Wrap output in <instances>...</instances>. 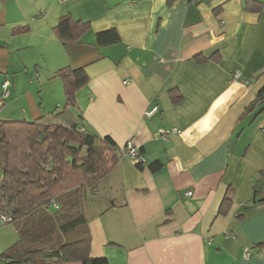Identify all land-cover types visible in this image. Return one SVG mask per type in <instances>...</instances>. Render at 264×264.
I'll list each match as a JSON object with an SVG mask.
<instances>
[{"label": "crops", "instance_id": "0c3cea01", "mask_svg": "<svg viewBox=\"0 0 264 264\" xmlns=\"http://www.w3.org/2000/svg\"><path fill=\"white\" fill-rule=\"evenodd\" d=\"M166 2L0 0V95L9 82L0 119L34 121L61 109L56 71L84 67L81 127L120 150L85 201L90 256L109 264H264V110L245 112L264 85V0ZM61 17L90 29L62 44ZM108 29L119 43L98 46L96 33ZM35 77L46 82L45 108L26 93ZM162 128L178 132L162 141ZM129 140L142 169L122 154ZM155 161L162 166L151 173ZM14 243L2 238L0 264Z\"/></svg>", "mask_w": 264, "mask_h": 264}, {"label": "trees", "instance_id": "16d2710c", "mask_svg": "<svg viewBox=\"0 0 264 264\" xmlns=\"http://www.w3.org/2000/svg\"><path fill=\"white\" fill-rule=\"evenodd\" d=\"M89 29L87 23L61 17L55 31L60 42L67 44L77 42ZM95 40L98 46L113 45L120 37L115 29H108L97 32ZM54 78L64 86L61 109L34 121L0 119V212L12 215L11 223L20 235L2 257L6 264H109L105 257L90 256L84 203L87 189L92 192L90 186L116 166L120 150L111 138L97 137L81 127L76 93L88 83L85 68L65 67ZM257 107L264 110V85L245 112ZM101 151L118 156L116 162L103 165ZM135 165L143 167L140 162ZM161 166L155 161L148 169L155 173ZM228 204L225 198L219 214Z\"/></svg>", "mask_w": 264, "mask_h": 264}, {"label": "built area", "instance_id": "2783aa9c", "mask_svg": "<svg viewBox=\"0 0 264 264\" xmlns=\"http://www.w3.org/2000/svg\"><path fill=\"white\" fill-rule=\"evenodd\" d=\"M238 75H234L233 79H237ZM127 82H124V84H126ZM8 86H9V82L5 81L2 85H1V89H2V94L0 96V109L3 105L4 100L9 96V92H8ZM156 111V107H153L152 109L148 110L145 112V116L146 117H150L151 115H153ZM178 132V130L176 128H162L159 129L158 131H156L155 134V138H158L162 141H167L169 139V137L173 134H176ZM122 154L129 157L134 163H143V159L142 156L140 154V150L139 148L132 142V140L127 141V143L124 145L123 149H122ZM192 193L188 192L187 195L190 196ZM52 206L53 208H57V204L54 203L52 201ZM13 220V217L10 213H6V212H0V226L6 225L11 223ZM249 253L245 252L244 253V258L247 259L249 258Z\"/></svg>", "mask_w": 264, "mask_h": 264}, {"label": "rangeland", "instance_id": "374dc122", "mask_svg": "<svg viewBox=\"0 0 264 264\" xmlns=\"http://www.w3.org/2000/svg\"><path fill=\"white\" fill-rule=\"evenodd\" d=\"M40 78H33L32 79V82L34 83L33 84V87L26 91L27 92H34V96H35V101H34V106L35 108H39L38 104L41 103V99H42V107H46L47 106V103L45 101V95H46V90H45V86L46 85V82H43V84L40 82ZM1 96V95H0ZM85 156L83 155L82 158H84ZM116 157L118 156H115L113 153H110V152H107V151H101V155H100V158H101V161H102V164L105 165L106 167H109L111 164H113V162H116ZM93 191L97 188V183H95L93 186H90ZM87 198L90 196V197H93L91 194V190L90 189H87L86 191V194ZM89 203L87 202V205ZM85 205V203H84ZM47 209V208H46ZM40 214V213H39ZM39 214H36L34 215V218H36ZM16 232H17V229L15 227V225L13 223H9V224H6V225H3V226H0V242H2V238H3V241H7V240H10V242H18V240L20 239V236L18 235V237L16 236ZM18 234V232H17ZM14 243V244H15Z\"/></svg>", "mask_w": 264, "mask_h": 264}]
</instances>
